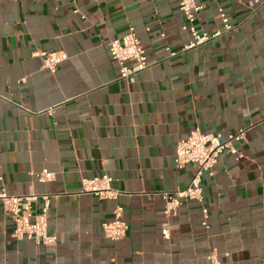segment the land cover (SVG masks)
Instances as JSON below:
<instances>
[{
	"label": "crops",
	"instance_id": "obj_1",
	"mask_svg": "<svg viewBox=\"0 0 264 264\" xmlns=\"http://www.w3.org/2000/svg\"><path fill=\"white\" fill-rule=\"evenodd\" d=\"M195 1L201 32L224 31L221 11L233 29L169 58L167 47L191 40L178 0H0V177L13 196H56L58 238L13 239L0 205V264H211L212 252L222 264H264V0ZM131 27L150 64L135 83L119 78L109 52ZM37 49L69 58L52 73ZM195 129L224 139L246 129L243 158L223 153L203 176V203L167 217L161 194L197 170L175 165ZM45 171L52 181L39 180ZM104 175L118 199L81 192ZM118 207L129 231L114 242L103 225Z\"/></svg>",
	"mask_w": 264,
	"mask_h": 264
},
{
	"label": "built area",
	"instance_id": "obj_2",
	"mask_svg": "<svg viewBox=\"0 0 264 264\" xmlns=\"http://www.w3.org/2000/svg\"><path fill=\"white\" fill-rule=\"evenodd\" d=\"M75 1V0H71ZM179 11L186 19L182 30L191 36L188 44L184 45L180 51H172L170 47L166 50L169 58H175L180 53L193 50L204 46L214 39L223 35V32H229L233 29L225 12H220L224 31L215 33L201 32L198 29L197 22L203 6L196 3L195 0H178ZM111 59L119 68V78L130 83H135L137 77L148 69V53L142 41L138 37L135 28L122 37L114 39L109 44ZM34 58H40L44 66L52 73H55L58 67L68 60L69 56L64 51H46L37 49L32 53ZM247 130L241 129L235 134H230L227 138L221 135L206 134L199 129H195L190 134L180 140L177 144L175 165L178 169H184L188 165H195L197 170L192 176L189 184L174 192H164L161 194L165 202V215L167 217L176 216L178 210L185 202L196 201L200 204L204 201L203 196V176L205 173L214 174V168L219 162L223 153L228 152L242 159L238 145L246 138ZM54 179L50 172H43L39 176L41 182H49ZM114 179L109 175L96 177L93 179H84L82 193L93 194L102 199L116 200L120 192L113 187ZM56 196L51 194L30 193L25 196H13L8 193L2 184L0 177V205L3 206L5 214L13 224L12 238L18 241L31 240L38 245L56 246L58 238L49 231V214L52 200ZM41 205L40 210L37 206ZM204 215L203 225L209 228L210 212L207 208L202 209ZM115 218L112 222L103 225V230L108 239L119 242L127 236L129 224L123 215V209L118 207L114 211ZM166 239L170 238V230L163 231ZM211 264H222L217 260V253L212 252L208 256Z\"/></svg>",
	"mask_w": 264,
	"mask_h": 264
}]
</instances>
